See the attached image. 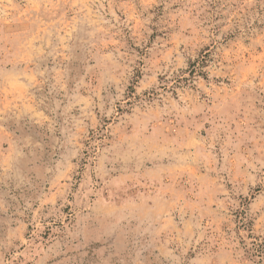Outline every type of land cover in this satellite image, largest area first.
<instances>
[{
    "label": "rangeland",
    "instance_id": "obj_1",
    "mask_svg": "<svg viewBox=\"0 0 264 264\" xmlns=\"http://www.w3.org/2000/svg\"><path fill=\"white\" fill-rule=\"evenodd\" d=\"M0 264H264V0H0Z\"/></svg>",
    "mask_w": 264,
    "mask_h": 264
}]
</instances>
